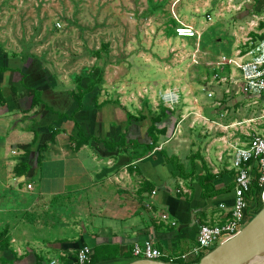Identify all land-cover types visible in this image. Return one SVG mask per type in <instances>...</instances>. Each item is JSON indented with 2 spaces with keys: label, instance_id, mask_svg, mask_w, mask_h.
Instances as JSON below:
<instances>
[{
  "label": "crops",
  "instance_id": "crops-1",
  "mask_svg": "<svg viewBox=\"0 0 264 264\" xmlns=\"http://www.w3.org/2000/svg\"><path fill=\"white\" fill-rule=\"evenodd\" d=\"M149 1L152 19L187 24L201 33L193 48L181 38V60L199 48L194 65L207 69L204 91L175 87L188 106L179 104L173 116L157 123L165 132H155L151 150L139 146L152 142L149 118L127 120L128 112L151 109L138 105L135 110L134 92L108 93L100 86L88 91L89 76L80 83L77 78L78 84L62 83L40 58L41 71L24 79L28 54L11 52L0 38L7 53L0 66H9L0 69V231L10 239L1 256L9 264L54 259L77 264L76 254L85 245L111 254L97 264H127L135 259L134 245L145 241L179 256L197 243L202 223L223 216L220 204L232 205L236 172L223 138L234 134L247 143L252 134H264V94L242 93L240 69L222 58L249 59L246 40L264 36V0ZM44 28L38 32L51 27ZM78 85L86 91L82 97ZM34 90L44 105L32 107ZM79 132L90 140L76 148L72 137ZM254 262L264 264V257Z\"/></svg>",
  "mask_w": 264,
  "mask_h": 264
},
{
  "label": "rangeland",
  "instance_id": "rangeland-1",
  "mask_svg": "<svg viewBox=\"0 0 264 264\" xmlns=\"http://www.w3.org/2000/svg\"><path fill=\"white\" fill-rule=\"evenodd\" d=\"M149 2L0 0V38L11 52L40 58L59 75L62 83L78 84L82 77H93L94 81H99L101 90L108 93L119 89L134 92L135 110L138 105L154 110L164 106L161 96L170 87L189 85L196 93L204 91L202 84L207 69L194 65L193 53L185 55V61L181 60L183 39L193 48L200 42L201 35L181 39L172 31L178 24L163 23L155 15L153 19L150 17ZM44 11L45 15L49 14L47 18L41 16ZM46 24L51 27L50 31L38 32L44 30ZM134 54L139 56L136 61L131 58ZM135 65L141 68L139 73L133 71ZM179 104L175 110L169 109L176 111ZM189 111L191 118L196 109ZM0 264L9 263L0 260Z\"/></svg>",
  "mask_w": 264,
  "mask_h": 264
},
{
  "label": "built area",
  "instance_id": "built-area-1",
  "mask_svg": "<svg viewBox=\"0 0 264 264\" xmlns=\"http://www.w3.org/2000/svg\"><path fill=\"white\" fill-rule=\"evenodd\" d=\"M207 19H212L210 14L207 15ZM175 33L180 38H200L201 35L194 27L187 24L176 26ZM246 41L251 44V49L247 51L249 59L223 56L222 62L234 63L240 69L242 81L239 90L242 93L261 96L264 94V36L258 42L252 37ZM198 51L199 48L196 49L197 53ZM197 53L193 54L194 59ZM208 95L211 97L213 94L209 92ZM161 100L164 106L175 110L174 108L180 103V94L176 89H168L164 91ZM197 115L199 117V114ZM203 120L205 119L203 118ZM206 120L208 119L206 118ZM223 142L231 156V168L236 172L232 205L220 204V207L225 211L223 216L215 222L208 221L200 225L197 243L189 252L179 256H170L156 247L152 241H145L142 244L134 245L132 255L135 259L168 260L167 262L171 263L177 260L193 261L215 248L217 244L233 237L257 211L264 207V134H252L247 143H243L233 134L231 137H224ZM155 193L156 191L153 192V194ZM252 202L253 205H251ZM147 206L150 205L147 204ZM161 218L166 221L170 220L168 213H162ZM170 222L172 225H176L175 220H170ZM94 253L92 247L83 246L76 254V263L93 264ZM50 264L62 263L54 259Z\"/></svg>",
  "mask_w": 264,
  "mask_h": 264
},
{
  "label": "water",
  "instance_id": "water-1",
  "mask_svg": "<svg viewBox=\"0 0 264 264\" xmlns=\"http://www.w3.org/2000/svg\"><path fill=\"white\" fill-rule=\"evenodd\" d=\"M264 254V207L233 237L219 243L196 263L182 264H249ZM127 264H174L163 260L134 259Z\"/></svg>",
  "mask_w": 264,
  "mask_h": 264
},
{
  "label": "trees",
  "instance_id": "trees-1",
  "mask_svg": "<svg viewBox=\"0 0 264 264\" xmlns=\"http://www.w3.org/2000/svg\"><path fill=\"white\" fill-rule=\"evenodd\" d=\"M1 58H7V53L0 48V59ZM28 58V57H27ZM27 60H29V62L24 66L26 67V74L24 72V79L26 78L27 74H31V73H37L39 71H41V67H40V64H39V59L38 58H28ZM26 60V61H27ZM23 67V68H24ZM0 69H9V66H3L1 67L0 66ZM22 73V72H21ZM22 83V81H21ZM79 86V85H78ZM99 86V81H94V79L92 80V82L90 83L89 85V88H88V91H91L93 89H95L96 87ZM80 87V86H79ZM1 90V88H0ZM14 91H16V87L13 88ZM34 94H33V98H32V107L35 106V105H44L45 102L43 101V99L41 98V93L37 90H34ZM79 92H80V96H84L85 94V90L81 89V87L79 88ZM3 95L0 91V102L3 101L2 99ZM4 98V97H3ZM2 99V100H1ZM78 100V99H77ZM80 102V101H79ZM174 112L173 110L169 109L168 107H165L163 105L160 106L159 108V113H154L152 112L151 110H148L147 112H145L144 110L141 111L139 113V115H133L131 114L130 112L127 113V120H128V123H132L134 121L136 122H142L146 119L149 118L150 122H151V125L149 126V135L151 137V140L152 142L149 143V144H143L141 145L139 143V146L140 147H143L144 149H147V150H151L153 149L156 145V140L155 139L156 137L154 136L155 132L159 133V132H165V129H158L157 128V123L164 120L165 118H169L171 116H173ZM75 124L76 126L78 127V124L77 122L75 121ZM78 137H72V140L74 142H76V145L75 147L78 148L80 147L82 144L88 142L90 140V137H86L83 133L81 134L79 132V134L77 135ZM125 138V136H123ZM123 138V139H124ZM36 143V138H35V141L33 144ZM48 145L47 144H44L43 145V148H47ZM24 167V165H23ZM26 167V165H25ZM9 246H10V239L8 237V232L7 231H0V253L6 251L9 249ZM111 254L110 253H106L105 250H102V249H96L95 253H94V256H93V264H97L98 262H100L101 260H105V259H108L110 258ZM202 256L196 258L195 260L193 261H190V262H187V261H184V260H177V261H174L173 263L174 264H182V263H196L200 260ZM0 260L4 263L8 262L7 259H5L4 257L0 256ZM168 261V260H166ZM13 264V263H11Z\"/></svg>",
  "mask_w": 264,
  "mask_h": 264
},
{
  "label": "bare ground",
  "instance_id": "bare-ground-1",
  "mask_svg": "<svg viewBox=\"0 0 264 264\" xmlns=\"http://www.w3.org/2000/svg\"><path fill=\"white\" fill-rule=\"evenodd\" d=\"M263 257H264V254L261 255V256H259V257H257V258H255V260L251 261L250 263H252V262H254V261H257V260H259V259H261V258H263ZM250 263H249V264H250Z\"/></svg>",
  "mask_w": 264,
  "mask_h": 264
}]
</instances>
